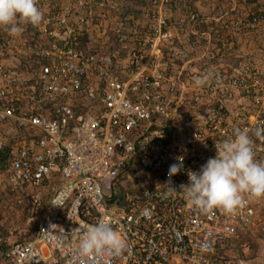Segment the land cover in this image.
<instances>
[{"label":"built area","instance_id":"obj_1","mask_svg":"<svg viewBox=\"0 0 264 264\" xmlns=\"http://www.w3.org/2000/svg\"><path fill=\"white\" fill-rule=\"evenodd\" d=\"M107 1L37 0L39 25L21 22L16 36L0 27V176L40 208L33 236L0 243V264H251L249 247L234 244L264 198L205 214L179 191L234 130L264 126L260 64L230 63L221 50L264 15L239 16L237 0L210 16L191 0H150L146 38L115 70L99 49ZM210 21L222 47L201 28ZM201 38L211 48L198 51ZM252 138L264 160V139ZM179 156L184 167L170 177ZM101 219L126 247L81 254V225Z\"/></svg>","mask_w":264,"mask_h":264},{"label":"clouds","instance_id":"obj_2","mask_svg":"<svg viewBox=\"0 0 264 264\" xmlns=\"http://www.w3.org/2000/svg\"><path fill=\"white\" fill-rule=\"evenodd\" d=\"M222 1L229 2V6L232 4V0ZM191 3L196 8L193 1ZM42 19L37 0H0V27L5 28L10 36L21 33V22L36 26ZM207 81L208 76L202 75L194 80V84L202 87ZM252 136L264 139V126L257 127L252 135H249L248 129L234 130L233 138L216 145V155L210 157L199 171L188 172L189 182L182 184L179 192H183L190 207L205 214L215 208L231 213L242 206L245 194L264 198V160L256 159ZM183 161L184 157L179 156L176 163L170 165V177L183 169ZM176 192L169 186V195ZM78 247L83 255L104 249L120 252L126 247V241L111 223L101 219L93 224L81 225Z\"/></svg>","mask_w":264,"mask_h":264},{"label":"rangeland","instance_id":"obj_3","mask_svg":"<svg viewBox=\"0 0 264 264\" xmlns=\"http://www.w3.org/2000/svg\"><path fill=\"white\" fill-rule=\"evenodd\" d=\"M180 0H175L178 3ZM195 1V0H191ZM238 15L245 13H256L264 15V0H238ZM39 2V1H38ZM217 3L209 12H216L221 1L213 0ZM244 5L245 7H242ZM108 15L103 20L101 35L99 38L100 54L104 58L110 56L114 61L116 70L119 62L124 60L127 51L137 44L138 40L146 38L148 28L152 20L149 15L155 9L150 0H108ZM43 7V5H42ZM47 8V7H45ZM173 10V9H172ZM213 10V11H211ZM176 12V10H173ZM107 13V10H106ZM204 14V13H203ZM216 22L210 21V25L205 23L201 25L202 29H212V42L218 47H222L218 37L214 33ZM247 36L243 34L233 35L232 48L222 47V54L225 61L230 63L236 60L251 58L253 62L260 64L264 72V23H260ZM223 33L226 34V31ZM20 36H17L20 40ZM194 35L192 38L194 39ZM29 40V39H28ZM202 46L211 44L206 43V39L201 38ZM27 42V41H25ZM29 58L31 54L30 47L26 49ZM241 56V57H240ZM3 126L0 127V129ZM258 214L257 222L246 231L242 232L234 244L235 249L244 245L249 247L248 258L251 264H264V200L256 203ZM40 217V208L34 207L29 200L27 190L19 184H9L6 176H0V243H7L17 239H24L35 234L38 218Z\"/></svg>","mask_w":264,"mask_h":264},{"label":"crops","instance_id":"obj_4","mask_svg":"<svg viewBox=\"0 0 264 264\" xmlns=\"http://www.w3.org/2000/svg\"><path fill=\"white\" fill-rule=\"evenodd\" d=\"M216 1H218V0H216ZM221 1V5H219L217 8H218V10L220 9V8H223V7H226V6H229V2H223L222 0H220ZM251 1V0H250ZM252 1H254V0H252ZM193 5L196 7V8H198L199 10H201L206 16H210V15H212V13L213 12H211V13H207V12H209V10L211 9V8H209V6L211 5V6H215V5H217V3L215 2H213V0H195L194 2H193ZM237 6H239V4L237 3ZM242 7H245L244 5H242ZM239 10V9H238ZM211 11H213V10H211Z\"/></svg>","mask_w":264,"mask_h":264},{"label":"trees","instance_id":"obj_5","mask_svg":"<svg viewBox=\"0 0 264 264\" xmlns=\"http://www.w3.org/2000/svg\"><path fill=\"white\" fill-rule=\"evenodd\" d=\"M5 158H6L5 153L0 151V167H2L1 162H2V160H4ZM133 172H135V171H133ZM134 178H135V174H134Z\"/></svg>","mask_w":264,"mask_h":264}]
</instances>
